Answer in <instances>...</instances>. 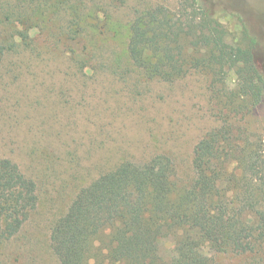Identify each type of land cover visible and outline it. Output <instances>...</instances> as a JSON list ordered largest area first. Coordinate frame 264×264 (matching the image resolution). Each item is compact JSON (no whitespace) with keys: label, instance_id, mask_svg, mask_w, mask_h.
<instances>
[{"label":"rangeland","instance_id":"1","mask_svg":"<svg viewBox=\"0 0 264 264\" xmlns=\"http://www.w3.org/2000/svg\"><path fill=\"white\" fill-rule=\"evenodd\" d=\"M10 1L12 13L0 10V40L12 44L0 60V158L36 181L38 203L21 231L0 242V264H59L51 227L82 187L123 160L160 153L171 156L177 183L188 182L194 146L219 124V108L203 71L163 81L126 65L128 23L139 2L175 7L179 0H85L78 35L66 28L71 0ZM208 5L237 47L243 17L264 67V0ZM237 80L230 68L225 83L235 87ZM257 115L264 133V104ZM172 246L166 239L163 253ZM211 255L213 264H255L246 254Z\"/></svg>","mask_w":264,"mask_h":264},{"label":"trees","instance_id":"2","mask_svg":"<svg viewBox=\"0 0 264 264\" xmlns=\"http://www.w3.org/2000/svg\"><path fill=\"white\" fill-rule=\"evenodd\" d=\"M71 1L66 28L78 35L85 0ZM210 2H139L125 44L126 65L147 79L173 81L193 70L209 77L220 122L194 146L193 177L178 184L164 153L144 162L126 159L102 173L52 224L50 247L59 264H213L211 254L224 252L263 264L264 133L256 123L264 67L243 17L237 47L227 41ZM11 7L10 0H0V10L12 13ZM11 46L0 40V60ZM234 67L238 80L229 87L224 76ZM37 203L36 181L1 157L0 242L21 231ZM166 239L173 244L168 256L162 251Z\"/></svg>","mask_w":264,"mask_h":264}]
</instances>
